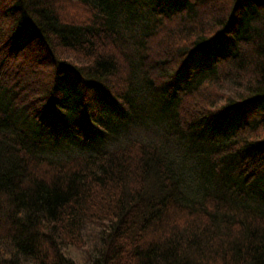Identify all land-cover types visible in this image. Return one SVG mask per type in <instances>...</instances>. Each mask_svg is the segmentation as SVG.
Masks as SVG:
<instances>
[{"label": "trees", "instance_id": "obj_1", "mask_svg": "<svg viewBox=\"0 0 264 264\" xmlns=\"http://www.w3.org/2000/svg\"><path fill=\"white\" fill-rule=\"evenodd\" d=\"M181 1L0 0V264H264V0ZM255 108L190 187L169 140Z\"/></svg>", "mask_w": 264, "mask_h": 264}, {"label": "rangeland", "instance_id": "obj_2", "mask_svg": "<svg viewBox=\"0 0 264 264\" xmlns=\"http://www.w3.org/2000/svg\"><path fill=\"white\" fill-rule=\"evenodd\" d=\"M162 2L168 5V9L170 11H172L176 6L179 7L182 4L181 0H162ZM186 78L189 77L186 76ZM162 105L164 104L158 103L156 100H153L141 106V108L138 110V118H140L142 122H140L139 124L136 121V119L131 118V120L135 123V125H141V126H137L138 131L142 132L143 134L146 133L145 136H148L150 138H154V137L159 138L161 133L165 131H170L171 127L169 128V123H168L169 110L165 105L164 106ZM163 107H166L167 109ZM261 115L262 112L256 108L253 109L252 111L250 110L248 112V115H245L244 112L242 111H240L239 113H233L225 121H222L217 126L205 132H202L200 134V137L198 136L199 140L197 144H193V145L190 144L189 142L191 139L169 140L171 145L177 148L174 151L179 156L178 162L180 164V170L183 173L184 179L187 181L188 185H190V187H194L195 184L193 185L189 181L192 182L193 180L201 179L202 177L201 169L204 164L202 165V163H200L201 161L197 162V159L201 157L198 155L199 154L201 155L202 153L201 151L203 148H205L206 151H208L209 148L213 146V141H212L213 138H217L218 135L221 137V134L223 132L225 133V132H229L230 130H233L245 119H246L245 123H254L261 118ZM16 119H18V125L22 124L23 127H27L29 130L33 131L34 137L37 140L38 139L45 140L48 137L50 138V134H49L50 131L47 130L45 126L36 123L34 121L29 122L28 119H25V117L20 115ZM55 120L56 117L53 113L46 118L45 122H51ZM60 128H61L60 131L64 130L63 126L61 125ZM93 130L94 129L92 125L90 127H87V135L90 132L91 134L90 136L92 138L95 137V133L93 132ZM56 140H57L56 138L52 139V142L55 143ZM62 155L66 156V154L63 153ZM194 157H197V159H195ZM254 188H256L259 191H264V180L258 182Z\"/></svg>", "mask_w": 264, "mask_h": 264}]
</instances>
